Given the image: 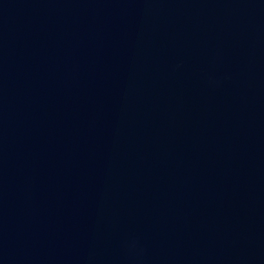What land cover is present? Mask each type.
<instances>
[{
    "label": "water",
    "instance_id": "1",
    "mask_svg": "<svg viewBox=\"0 0 264 264\" xmlns=\"http://www.w3.org/2000/svg\"><path fill=\"white\" fill-rule=\"evenodd\" d=\"M0 264H264V0H0Z\"/></svg>",
    "mask_w": 264,
    "mask_h": 264
}]
</instances>
